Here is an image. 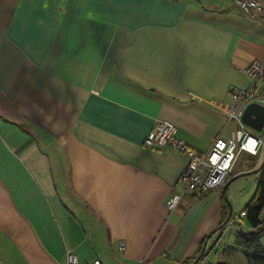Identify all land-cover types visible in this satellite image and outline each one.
<instances>
[{
	"label": "crops",
	"instance_id": "crops-1",
	"mask_svg": "<svg viewBox=\"0 0 264 264\" xmlns=\"http://www.w3.org/2000/svg\"><path fill=\"white\" fill-rule=\"evenodd\" d=\"M232 1L0 0V264H191L210 234L199 264L242 251L235 179L171 210L189 157L144 143L160 118L203 152L230 135L231 89L264 57V20Z\"/></svg>",
	"mask_w": 264,
	"mask_h": 264
},
{
	"label": "built area",
	"instance_id": "built-area-1",
	"mask_svg": "<svg viewBox=\"0 0 264 264\" xmlns=\"http://www.w3.org/2000/svg\"><path fill=\"white\" fill-rule=\"evenodd\" d=\"M231 4L244 13H257L264 20V0H233ZM245 71L252 76L254 83L250 87L233 86L231 89L232 102L229 104L228 119L232 120L235 126L230 135H218L208 151L203 152L192 147L186 139L178 135V126L169 119H158L145 137L144 143L147 146L172 145L189 157L177 180L181 188L174 191L166 201L169 209H175L184 196L223 188L244 154L263 156L264 131L260 132L249 126L243 120V114L253 101L264 104V95L257 93L259 81L264 79V57L251 61ZM245 215L243 210L241 216ZM125 246L126 242L122 240L119 248L124 249ZM58 264L82 263L76 253L69 252L66 261ZM92 264L104 263L96 258Z\"/></svg>",
	"mask_w": 264,
	"mask_h": 264
},
{
	"label": "rangeland",
	"instance_id": "rangeland-1",
	"mask_svg": "<svg viewBox=\"0 0 264 264\" xmlns=\"http://www.w3.org/2000/svg\"><path fill=\"white\" fill-rule=\"evenodd\" d=\"M257 93L264 95V79L259 81V84L257 86ZM263 131L264 130L260 132H263ZM250 157H251L250 155L248 156L247 154H244L239 160V162L237 163V166L239 163L245 164L247 166L246 167L247 171L257 168L262 161V157L258 156V158H256L257 162L255 163L254 166H252L253 165L252 158ZM236 168L234 172L236 171ZM259 178H260V172H251V173H247V174H244L236 178L232 182V185L230 186L228 190L229 192L226 195V199L231 203L232 209H233V215H232L231 221L236 220V223H228L229 227L224 237L225 240L229 238V241H231L230 245L232 246L234 245L233 241L235 240V238L233 240L234 231L239 230L241 227H243L244 229H249L247 227V222H248L247 217L241 216V211L245 209V206L253 198L257 190ZM262 215L264 217V209L262 211ZM78 231L79 233H82V226L80 227V230ZM100 238L104 242L106 241V238L103 237L102 233H101ZM88 239L91 240V238H88ZM260 240L264 247V232L262 233ZM96 245H98V243ZM91 253L93 254H89V256L98 255L102 260H105L108 264H116L115 262H112V260L108 259V253L105 251H102L100 248H96L95 251ZM109 256L113 258L112 253H110ZM209 261L210 262L208 264H217L219 261H227L229 264H249L246 256L244 255L242 251H237L236 249L230 248L229 245L223 244V243L217 244L216 249L213 252V254L211 253L209 255Z\"/></svg>",
	"mask_w": 264,
	"mask_h": 264
},
{
	"label": "trees",
	"instance_id": "trees-1",
	"mask_svg": "<svg viewBox=\"0 0 264 264\" xmlns=\"http://www.w3.org/2000/svg\"><path fill=\"white\" fill-rule=\"evenodd\" d=\"M256 157L252 156V166L255 165ZM264 166L260 171L257 190L245 206L244 211L248 220V228L241 227L235 233V244L241 248L249 264H264V247L260 240L264 232ZM226 219V218H225ZM224 219V220H225ZM200 263V261H199ZM198 263V264H199ZM217 264H229L227 261H219Z\"/></svg>",
	"mask_w": 264,
	"mask_h": 264
},
{
	"label": "water",
	"instance_id": "water-1",
	"mask_svg": "<svg viewBox=\"0 0 264 264\" xmlns=\"http://www.w3.org/2000/svg\"><path fill=\"white\" fill-rule=\"evenodd\" d=\"M243 120L249 126H251L252 128L256 129L257 131L264 130V104H262V103H260L258 101L251 102L247 106V108H246V110H245V112L243 114ZM263 166H264V154H263V157H262V161H261L260 165L257 168H255L253 170H248V171L246 170L244 172H240V173L232 176L227 181L224 189L227 188V186L229 185V183L231 181H233L234 179H236V178H238V177H240V176H242L244 174L251 173V172H260ZM228 204H229V214L227 216V221L230 220V218L232 216V213H233L232 205H231V203L229 201H228ZM225 223H222L221 226H223ZM212 233H213V231H212ZM209 236H208V238H206V240L204 242V245H203L199 255L194 259V261L191 264H198L199 261L201 260V258L203 257V255L205 253V250H206V246H207V243H208Z\"/></svg>",
	"mask_w": 264,
	"mask_h": 264
}]
</instances>
